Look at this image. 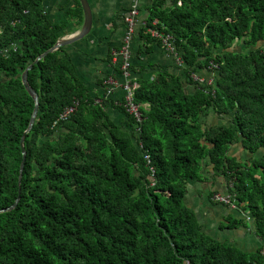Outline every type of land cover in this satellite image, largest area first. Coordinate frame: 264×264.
Returning <instances> with one entry per match:
<instances>
[{
  "label": "trees",
  "instance_id": "trees-1",
  "mask_svg": "<svg viewBox=\"0 0 264 264\" xmlns=\"http://www.w3.org/2000/svg\"><path fill=\"white\" fill-rule=\"evenodd\" d=\"M180 1L153 0L141 29L146 47L160 46L147 32L156 22L182 64L137 79L140 124L120 106L124 123L109 119L64 47L28 72L38 114L18 203L0 214V264H264V0ZM59 38L44 0H0V210L18 196L34 108L21 75ZM75 99L73 115L53 125ZM209 113L221 122L209 124ZM206 168L249 215L255 251L213 240L185 205Z\"/></svg>",
  "mask_w": 264,
  "mask_h": 264
},
{
  "label": "crops",
  "instance_id": "crops-1",
  "mask_svg": "<svg viewBox=\"0 0 264 264\" xmlns=\"http://www.w3.org/2000/svg\"><path fill=\"white\" fill-rule=\"evenodd\" d=\"M87 3L92 15L91 30L86 37L64 47V49L74 67L75 75L85 84L90 95L99 101H106V112L109 119L116 124L124 123L125 117L118 110L117 104L122 98V93L115 90L111 95L105 96V80L114 77L121 81L113 57L122 44L126 32L123 20L132 7L133 0H87ZM152 3L153 0H138L137 2V25L131 43V78L136 81L139 78H153L158 71L162 70L174 72L176 67L173 57L156 43H147V47L145 46L144 31L142 32L141 29L144 28ZM44 9L47 17L60 34L59 39L77 35L83 27L84 15L79 0H44ZM203 75H206V73H203ZM109 100L112 103L108 102ZM205 120L209 124H219L221 122L212 113H209ZM230 155L242 159L248 158V155L238 147L232 148ZM211 172H213L211 168L202 171L205 174V179H207L206 182L209 181L212 185L204 193L208 204L205 205L208 212H211V215L216 213L219 220L223 216H227V210L222 205L212 203L209 195L211 193L227 192L226 181L220 173L213 172L211 176L209 175ZM201 181L204 180H193L188 183L184 201L187 202V195L192 194L193 191L199 193L196 187L199 183H202ZM237 210L234 212H237ZM241 212L242 217H245L246 213ZM238 215L240 214L238 213ZM248 220L249 228L245 230L247 237L243 242V251L253 252L261 246L262 242L253 233L250 217ZM199 223L204 231L206 224H209V219L201 217ZM245 248H249V250L247 251Z\"/></svg>",
  "mask_w": 264,
  "mask_h": 264
},
{
  "label": "built area",
  "instance_id": "built-area-1",
  "mask_svg": "<svg viewBox=\"0 0 264 264\" xmlns=\"http://www.w3.org/2000/svg\"><path fill=\"white\" fill-rule=\"evenodd\" d=\"M156 1H164V0H156ZM171 1H175L178 7L181 5L180 0H171ZM137 2L138 0H133L132 7L130 8L128 14L125 16L123 20L124 25L126 27V32L123 37L121 46L114 53V57H113L114 63L118 64L119 66V77L121 78V81L113 77L107 78L105 84L106 85L105 96H109L115 90H119L122 93V99L120 104L118 103V106H120L128 116L132 117L136 124H140L143 120L141 113V108L143 106L136 104L134 102V95L136 90L139 88V84L137 83L136 80H133L131 78V43L134 35V30L137 25V15H138ZM152 26L154 28L147 29V32L150 35V37L153 38L155 41H157L160 47L174 58L175 64L177 66H180L182 64V61L175 52V48L173 45V38L170 35L162 31H159L157 28H155L156 22H153ZM210 68H216V66L210 64ZM199 82H203V80L199 79ZM207 84H211V81H209ZM100 102L101 101L96 100L94 103L100 104ZM78 105H79V101L76 99L73 100L72 103L69 106H67L63 110V112L58 116V118L56 119L53 125H55L58 122L67 121L76 111ZM138 131L139 130L137 129V132ZM228 188H232L231 182H229ZM210 201L212 203L225 206L231 210L237 209L234 196L228 193V191L225 193H213V195L210 198Z\"/></svg>",
  "mask_w": 264,
  "mask_h": 264
},
{
  "label": "rangeland",
  "instance_id": "rangeland-1",
  "mask_svg": "<svg viewBox=\"0 0 264 264\" xmlns=\"http://www.w3.org/2000/svg\"><path fill=\"white\" fill-rule=\"evenodd\" d=\"M209 175H213V172H211ZM201 181L202 183H199L197 185V189L199 190V195L196 193L197 191H193L192 194L187 195V202H185V205L188 207L193 213L195 214L198 222H200L201 217H205L206 219H209V224L204 227L205 234L209 235L213 240L218 242H224L231 246H235L236 248L243 250V242L245 241L247 234L245 232L246 228H249V215L246 214L245 217H242V212L240 210H237V212H234L235 210L228 209L225 206L224 207L227 210V216H223L221 219H217L216 213L215 215H211V212H208L206 205L207 204V197L204 195L206 190L208 188H211V182L207 181L205 179V174L201 173ZM218 193V192H217ZM190 196V197H189ZM190 202V203H189ZM208 205V204H207ZM214 212V211H213ZM237 213V214H236ZM238 213L241 215H238ZM232 219H242L245 221V226H242V228H238L237 230H231L227 227L230 220ZM215 222V223H214ZM247 251L249 248H245Z\"/></svg>",
  "mask_w": 264,
  "mask_h": 264
},
{
  "label": "water",
  "instance_id": "water-1",
  "mask_svg": "<svg viewBox=\"0 0 264 264\" xmlns=\"http://www.w3.org/2000/svg\"><path fill=\"white\" fill-rule=\"evenodd\" d=\"M81 7H82V11H83V15H84V24L83 27L81 28L80 32L77 35L68 37V38H61L58 39V41L55 43V45L50 48L49 50L45 51L43 54L39 55L34 61L33 63H31L23 72V74L21 75V83L24 87V89L26 90V92L28 93V95L32 98L33 102H34V108L32 111V114L30 116L29 119V123H28V127L27 129L23 132L21 138H20V149H21V156H22V160L19 166V174H18V196L15 199L14 203L6 208V209H2L0 210V214L1 213H5L8 211H11L13 208L16 207L18 200H19V193H20V181L22 178V172H23V168H24V163H25V158H26V153L24 150V140L25 137L30 133V131L32 130V127L35 123V120L37 118V114H38V95L35 93V91L28 85L27 82V74L28 72L32 69V67L37 64L39 61H41L42 59H44L48 54L53 53L54 51L58 50L59 48L62 47H67L79 40H81L82 38L86 37L90 30H91V26H92V15H91V11L89 8V5L87 3V0H79Z\"/></svg>",
  "mask_w": 264,
  "mask_h": 264
}]
</instances>
